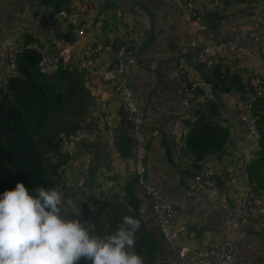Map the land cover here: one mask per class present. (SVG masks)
I'll return each instance as SVG.
<instances>
[{
  "label": "crops",
  "instance_id": "obj_1",
  "mask_svg": "<svg viewBox=\"0 0 264 264\" xmlns=\"http://www.w3.org/2000/svg\"><path fill=\"white\" fill-rule=\"evenodd\" d=\"M119 6L104 10L103 0H95L86 35L82 42H113L124 34L135 53L136 60L127 72V80L139 105L145 112L144 137L147 145L145 179L163 197L182 210L186 231L180 241L191 249L217 245L224 232L226 212L217 203V193L197 189L193 173L210 169L232 202L241 199L246 187L264 184V95L254 101L260 116L261 136L254 139L246 126L234 114L235 106L251 98L250 80L263 71L259 59L235 60L227 49L221 58L214 59L208 70H202L183 50L192 36L174 0H114ZM206 29L195 35L198 41L224 45L233 24L245 31H254L259 47L264 50V8L261 0H196ZM67 6V5H66ZM65 6V7H66ZM248 6L247 15L239 10ZM50 7L40 0H0V36L8 35L18 46L26 37L60 47L47 28L39 24L41 13ZM221 15L219 19L218 16ZM59 32L63 22L55 20ZM250 46L245 38L242 42ZM66 56V54H65ZM183 58L189 77L198 83L195 102L203 116L228 130L222 149L195 161L184 151L185 132H178L174 123L189 112L181 102V87L176 72L177 59ZM66 70H74L78 77L64 96V104L50 115L42 130V137L51 143L79 127L105 130L103 136L72 142L66 150L58 146L45 154L48 173L55 179L52 166H62L74 183L64 196L87 203L85 222L92 234L107 235L122 222L125 215L139 220L137 202L130 188L132 155L126 132V121L120 111L116 94L97 75L90 78V86L83 85L75 71L74 56L63 59ZM106 62L96 64L100 69ZM220 64L225 74L218 80L212 73ZM8 75L0 67V98L5 92ZM213 104V112L207 104ZM206 106V107H205ZM69 217L70 214L68 213ZM238 258L242 264H264V214L255 215L249 224L233 229ZM135 251L149 264H171V253L164 243L157 221L149 214L140 222L135 233ZM149 248L150 255L146 254ZM88 262V261H87ZM202 262L216 264L212 256ZM148 264V262H147Z\"/></svg>",
  "mask_w": 264,
  "mask_h": 264
},
{
  "label": "built area",
  "instance_id": "obj_2",
  "mask_svg": "<svg viewBox=\"0 0 264 264\" xmlns=\"http://www.w3.org/2000/svg\"><path fill=\"white\" fill-rule=\"evenodd\" d=\"M95 0H69L66 7L60 8L54 14L55 20L63 22V27L57 32L54 26L48 27L49 34L58 41L59 48L52 49L48 44L32 40L28 46L39 55V71L44 74H53L63 67V59L74 56V69L81 75L83 85L90 86V78L97 75L118 98L119 111L126 121V132L130 140L132 155V181L130 188L137 202V213L140 222H145L148 215L154 216L157 221L161 237L171 253V264H207L202 262L205 257L212 256L216 264H242L238 258L233 229L249 224L252 217L264 214V184L260 187H246L241 199L232 202L224 189L218 184L214 173L210 169L199 170L192 175L197 189L206 193H217V203L226 212L224 218V232L220 242L215 246L204 249H191L189 245L180 241V236L186 231L182 221L181 208L163 199L156 188L145 179V158L147 145L143 127L145 112L128 84L127 72L136 60L132 47L122 33L113 42H89L84 44L90 10ZM180 14L187 25L188 32L194 36L184 47V56L208 70L214 59L221 58L226 46L235 60L251 58L259 59L264 67V50L259 47V38L254 31H245L241 25L233 24L225 46L204 41H198L195 35L206 29L200 7L196 0H174ZM248 6L239 10V16L247 15ZM251 41L250 46L242 44L245 38ZM18 47L8 35L0 36V67L8 77L15 75L17 70ZM66 54V56H65ZM104 60L103 68L97 69L96 64ZM64 68V67H63ZM176 72L181 87V102L189 108L184 118L176 120V131L185 132L190 125L200 117L195 102L198 97V83L191 79L183 58L176 61ZM251 98L235 106L234 114L246 126L248 133L257 139L261 136L259 127L260 116L257 113L254 101L264 95V68L263 71L250 80ZM104 129L97 127H79L62 134L58 140V147L66 150L72 142L87 138L103 136ZM62 166L55 169V179L51 188L58 189L64 195L68 188L73 187ZM80 200L72 203L69 209L71 217L85 221L82 216Z\"/></svg>",
  "mask_w": 264,
  "mask_h": 264
},
{
  "label": "trees",
  "instance_id": "obj_3",
  "mask_svg": "<svg viewBox=\"0 0 264 264\" xmlns=\"http://www.w3.org/2000/svg\"><path fill=\"white\" fill-rule=\"evenodd\" d=\"M261 1L264 8V0ZM40 2L50 7L49 12L39 16L40 26L48 28L56 24L55 12L65 7L69 0ZM32 40L31 37L25 38L24 45L17 53L16 74L6 81L5 92L11 103L0 98V195L5 190L14 189L17 182L23 183L30 193L37 187H52L54 179L47 171L45 154L50 150L47 149L49 145L54 149L58 141L51 143L42 137V130L49 115L64 104V96L78 77L74 70L63 67L53 74L41 73L39 55L28 46ZM211 70L218 80L225 75L220 64L214 65ZM212 105H206L211 112ZM202 109L200 107V117L190 125L184 139V151L195 161H201L222 149L228 138V130L215 121L207 120ZM55 169L56 165H53L52 170ZM79 202L82 216L86 219L87 203L82 200ZM145 252L150 255L148 247H145ZM148 260L146 264L150 263ZM84 263L81 261L80 264Z\"/></svg>",
  "mask_w": 264,
  "mask_h": 264
},
{
  "label": "clouds",
  "instance_id": "obj_4",
  "mask_svg": "<svg viewBox=\"0 0 264 264\" xmlns=\"http://www.w3.org/2000/svg\"><path fill=\"white\" fill-rule=\"evenodd\" d=\"M72 200L55 188L21 182L0 195V264H144L135 251L140 221L125 215L107 235L69 217Z\"/></svg>",
  "mask_w": 264,
  "mask_h": 264
},
{
  "label": "water",
  "instance_id": "obj_5",
  "mask_svg": "<svg viewBox=\"0 0 264 264\" xmlns=\"http://www.w3.org/2000/svg\"><path fill=\"white\" fill-rule=\"evenodd\" d=\"M103 9L104 10H108L110 8H115V7H118L119 4L114 1V0H103ZM1 99H3L4 101L8 102V103H11V100L10 98L8 97V94L6 92H4L2 95H1Z\"/></svg>",
  "mask_w": 264,
  "mask_h": 264
},
{
  "label": "rangeland",
  "instance_id": "obj_6",
  "mask_svg": "<svg viewBox=\"0 0 264 264\" xmlns=\"http://www.w3.org/2000/svg\"><path fill=\"white\" fill-rule=\"evenodd\" d=\"M81 261L84 263V261H86V260H84V259L82 258ZM81 261H79V264L81 263ZM84 264H91V262L88 261V262H85Z\"/></svg>",
  "mask_w": 264,
  "mask_h": 264
}]
</instances>
